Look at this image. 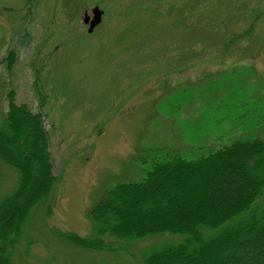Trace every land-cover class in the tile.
Masks as SVG:
<instances>
[{
    "label": "rangeland",
    "instance_id": "374dc122",
    "mask_svg": "<svg viewBox=\"0 0 264 264\" xmlns=\"http://www.w3.org/2000/svg\"><path fill=\"white\" fill-rule=\"evenodd\" d=\"M95 7L103 22L89 34L83 19ZM11 91L43 115L58 180L52 215L34 210L15 264H143L183 238L106 253L59 233L91 235L105 192L141 181L168 151L196 159L247 134L264 138V0H0V121ZM17 182L0 163V200ZM235 252L224 264H264Z\"/></svg>",
    "mask_w": 264,
    "mask_h": 264
},
{
    "label": "trees",
    "instance_id": "16d2710c",
    "mask_svg": "<svg viewBox=\"0 0 264 264\" xmlns=\"http://www.w3.org/2000/svg\"><path fill=\"white\" fill-rule=\"evenodd\" d=\"M49 149L43 115L11 91L0 121V163L18 182L0 200V264H15L35 209L47 206L52 215L58 180ZM189 156L187 148L168 151L141 181L108 189L89 213L91 235L60 232V239L83 251L119 253L145 238H183L153 247L143 264H224L238 261L232 256L240 249L264 259V138L247 134ZM26 249L28 256L30 244Z\"/></svg>",
    "mask_w": 264,
    "mask_h": 264
},
{
    "label": "water",
    "instance_id": "95a60500",
    "mask_svg": "<svg viewBox=\"0 0 264 264\" xmlns=\"http://www.w3.org/2000/svg\"><path fill=\"white\" fill-rule=\"evenodd\" d=\"M92 15L93 17H91L89 13L87 12L83 19L84 24L89 26V29H88L89 34H92L95 31V29L101 25L103 21L104 13L99 7H95L92 10Z\"/></svg>",
    "mask_w": 264,
    "mask_h": 264
}]
</instances>
